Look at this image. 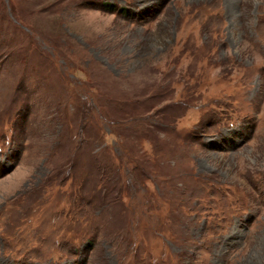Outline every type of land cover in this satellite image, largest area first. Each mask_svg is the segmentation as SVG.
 I'll list each match as a JSON object with an SVG mask.
<instances>
[{"label": "rangeland", "instance_id": "obj_1", "mask_svg": "<svg viewBox=\"0 0 264 264\" xmlns=\"http://www.w3.org/2000/svg\"><path fill=\"white\" fill-rule=\"evenodd\" d=\"M0 264H264V0H0Z\"/></svg>", "mask_w": 264, "mask_h": 264}]
</instances>
